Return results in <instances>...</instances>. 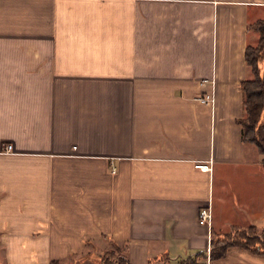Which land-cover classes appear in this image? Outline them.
Instances as JSON below:
<instances>
[{
	"label": "crops",
	"instance_id": "1",
	"mask_svg": "<svg viewBox=\"0 0 264 264\" xmlns=\"http://www.w3.org/2000/svg\"><path fill=\"white\" fill-rule=\"evenodd\" d=\"M259 19L264 0H0V264H97L114 245L130 264H264L209 256L264 226L239 123Z\"/></svg>",
	"mask_w": 264,
	"mask_h": 264
},
{
	"label": "trees",
	"instance_id": "2",
	"mask_svg": "<svg viewBox=\"0 0 264 264\" xmlns=\"http://www.w3.org/2000/svg\"><path fill=\"white\" fill-rule=\"evenodd\" d=\"M259 32L258 44L249 45L245 49V61L250 67L252 76L241 82L244 93V116L240 118L241 137L244 141L256 146L261 154L264 169V19L251 24ZM230 246H239L255 252L264 253V226L234 227L230 232L218 239H212L209 247L210 257L223 255ZM121 249L113 246L106 250L100 264H130L128 259L120 254ZM48 264H61L51 260Z\"/></svg>",
	"mask_w": 264,
	"mask_h": 264
},
{
	"label": "built area",
	"instance_id": "3",
	"mask_svg": "<svg viewBox=\"0 0 264 264\" xmlns=\"http://www.w3.org/2000/svg\"><path fill=\"white\" fill-rule=\"evenodd\" d=\"M203 101H210L212 98L209 95H205L204 97L201 98ZM3 149L5 151H10L11 150V144L6 143L3 145ZM199 167H208L207 164H199ZM198 217L200 221L205 222L207 224L210 223V218H211V205L208 203L207 205L201 207L199 209Z\"/></svg>",
	"mask_w": 264,
	"mask_h": 264
},
{
	"label": "rangeland",
	"instance_id": "4",
	"mask_svg": "<svg viewBox=\"0 0 264 264\" xmlns=\"http://www.w3.org/2000/svg\"><path fill=\"white\" fill-rule=\"evenodd\" d=\"M258 44V42L255 44V45H253V46H256ZM112 247H110V248H108V249H105V250H103L101 253H100V255H99V258H97L96 260V262H97V264H100L101 263V258H102V256H104L105 254H103L106 250H109V249H111ZM120 254L122 255V253L120 252Z\"/></svg>",
	"mask_w": 264,
	"mask_h": 264
},
{
	"label": "water",
	"instance_id": "5",
	"mask_svg": "<svg viewBox=\"0 0 264 264\" xmlns=\"http://www.w3.org/2000/svg\"><path fill=\"white\" fill-rule=\"evenodd\" d=\"M262 78H264V71H262V75H261Z\"/></svg>",
	"mask_w": 264,
	"mask_h": 264
}]
</instances>
